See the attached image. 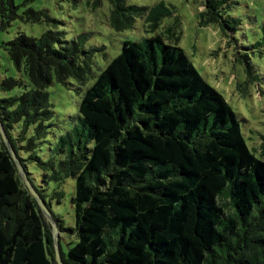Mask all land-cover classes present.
Segmentation results:
<instances>
[{"label": "trees", "instance_id": "obj_1", "mask_svg": "<svg viewBox=\"0 0 264 264\" xmlns=\"http://www.w3.org/2000/svg\"><path fill=\"white\" fill-rule=\"evenodd\" d=\"M107 1V24L116 33L135 29L139 19L145 33H155L173 14L163 2ZM197 1L200 27L236 32L229 0ZM100 4L87 0L91 11ZM23 6L19 16L13 0H0V31L18 19L48 28L38 38L18 33L3 44L18 77L0 80V91L18 92L0 98V123L59 233L72 238L66 254L58 244L62 264H264V160L178 38L124 40L96 73L104 46L87 48L85 33L67 40L47 10ZM236 61L253 73L248 59ZM54 81L65 87L73 81L83 93L73 127L44 160L36 151L54 115L48 93ZM260 150L263 156L264 135ZM69 178L74 220L66 227L51 203L64 199ZM51 183L56 188L48 195ZM47 222L0 136V264H57Z\"/></svg>", "mask_w": 264, "mask_h": 264}, {"label": "rangeland", "instance_id": "obj_2", "mask_svg": "<svg viewBox=\"0 0 264 264\" xmlns=\"http://www.w3.org/2000/svg\"><path fill=\"white\" fill-rule=\"evenodd\" d=\"M13 1L18 6L19 16L26 9L24 2L34 10H47L50 17L59 22L56 29L62 31L67 40L85 33L89 35L87 48L104 46L106 58L99 52L95 57L97 66L93 71L96 73L120 52L124 40L139 41L158 34L163 36L165 43L175 44L178 38V46L191 60L200 76L222 95L235 113L249 149L264 160L260 150L261 137L264 135V0H229L228 15L238 19L240 26L235 33L228 36L217 25H198V13L202 7L197 0H126L128 4L135 6L151 7L163 2L165 6L173 8L172 16L163 19L155 33L148 34L144 32L147 26L143 19L137 20L135 29L131 31L114 32L107 24V0H101L95 11H91L87 0ZM47 28L43 23L31 24L18 19L6 31H0V80L5 77H18L3 44L14 39L18 33L38 38ZM170 28L171 36L168 34ZM238 56L249 60L253 73L247 74L244 62L240 64L236 61ZM70 82L73 86L65 87L54 81L48 88L54 115L45 142L36 151L44 160L48 159L49 148L56 145L58 137L71 130L74 118L78 115L83 92L78 90L75 82ZM16 92L18 91L4 94L0 91V98ZM29 169L38 185L40 179L34 165ZM74 187V179H67L61 186L65 193L64 199L60 203H51L52 212L62 217L66 227L73 225L71 199L74 196ZM55 188V184H49L46 193L51 195ZM51 221L47 222L48 231L51 233L49 240L54 241ZM59 232L57 229L55 242L60 244L66 254L72 238Z\"/></svg>", "mask_w": 264, "mask_h": 264}, {"label": "water", "instance_id": "obj_3", "mask_svg": "<svg viewBox=\"0 0 264 264\" xmlns=\"http://www.w3.org/2000/svg\"><path fill=\"white\" fill-rule=\"evenodd\" d=\"M0 136L3 140V142L5 143L6 147L8 148V151L13 159V161L15 162L16 166H17V169L19 171V173L21 174V176L23 177L24 179V182H25V185L26 187L28 188L30 194L33 196V198L37 201L41 211L43 212L44 216L47 218V220H50L51 221V216L49 214V212L47 211V209L45 208V205L44 203L39 199L38 195L36 194V192L33 190V188L31 187V185L28 183V181L26 180L25 176H24V173H23V170L22 168L20 167L17 159H16V156L13 152V150L10 148L9 146V143L5 137V134L2 130V126H1V123H0ZM50 225L53 229V243H54V248H55V259H56V263L57 264H62L61 260H60V254H59V248H58V244L55 242V239H56V233H57V228H56V225H55V222L52 220L50 222Z\"/></svg>", "mask_w": 264, "mask_h": 264}]
</instances>
